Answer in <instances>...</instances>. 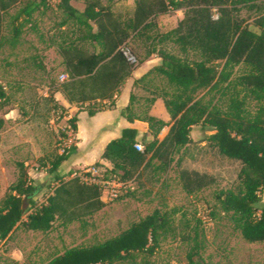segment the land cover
<instances>
[{"label":"trees","instance_id":"1","mask_svg":"<svg viewBox=\"0 0 264 264\" xmlns=\"http://www.w3.org/2000/svg\"><path fill=\"white\" fill-rule=\"evenodd\" d=\"M21 1L0 0V38L4 15ZM133 1V16L125 22L112 11L111 5L101 0H86L83 10L75 8L72 0H58V9L66 17L64 24L72 22L81 34L79 41L89 42L94 47V51L88 52L74 43L60 49L67 80L59 83L58 90L70 104H88L90 115L103 110L104 102L113 100L138 63L136 57V62L129 61L122 49L127 47L132 36H147L157 28L155 20L172 11H183L184 16L174 29L159 38L173 41L184 54L196 53L200 60L190 63L166 50L148 52L146 57L155 54L161 63L140 81L151 86L155 77L149 80L147 77L156 74L173 87L172 93L154 87L151 100V104L157 99L164 102L170 122L145 118L150 125L152 141L144 145L143 153L134 147L137 132L125 129L103 153L102 158L112 165L111 170L96 166L104 170L107 178L120 182L132 180L137 185L143 170L153 161L159 163L157 169L161 172L171 171L180 148L191 142L190 133L194 127L211 131L213 133L206 140L221 155L241 163L238 187L217 196L220 207L245 241L264 243V199L261 197L264 189V106L260 105L251 114L247 111L244 95L247 93L258 103H264V12L254 21V26L260 30L258 33L240 17L239 6L245 0ZM48 4L49 0H31L21 14L29 19ZM239 65H244L247 72L233 80V70ZM213 93L227 98L225 109L205 103L204 96ZM6 96L0 84V104ZM67 124L76 132V114ZM167 127L168 133L160 139ZM69 153L67 149L49 162L47 173L53 176L56 185L50 188L42 203L36 200L37 187L32 184L25 165L17 164L18 178L0 204V241L7 240L19 226L29 232L45 233L51 231L57 221L62 225L82 221L105 208L98 186L84 184L79 178L64 180L57 175ZM175 166L178 167V184L187 195L215 182L212 175L182 168L178 162ZM169 226L168 215L156 210L118 236L97 245L69 249L48 264H117L134 258L135 254L152 255ZM188 263L209 264L197 250L188 254Z\"/></svg>","mask_w":264,"mask_h":264},{"label":"rangeland","instance_id":"2","mask_svg":"<svg viewBox=\"0 0 264 264\" xmlns=\"http://www.w3.org/2000/svg\"><path fill=\"white\" fill-rule=\"evenodd\" d=\"M30 1L22 0L4 15L0 38V84L7 94L0 104V123H3L0 127V204L18 178V163H23L29 176L39 181L43 176L36 175L46 174L49 162L64 149L67 116L76 106L63 111L60 119L55 120V111H62L54 98L63 78L60 49L75 43L88 52L94 51L89 42L79 41L81 34L72 22L64 24L66 17L58 9V0H49L45 9L26 19L21 11ZM85 1L72 0V5L83 10ZM101 1L111 5L112 11L125 22L133 16V0ZM245 1L239 6L240 17L259 33L254 21L264 12V0ZM183 16V11H172L157 18V28L147 36L130 38L126 48L138 61L134 69L148 58L152 49L166 50L190 63L200 60L196 53L184 54L173 41L159 38L174 29ZM246 72V67L239 65L234 68L232 79ZM153 77L152 88L174 91L160 75L151 74L147 80ZM244 95L251 114L260 105L264 106L247 93ZM204 101L222 109L227 106V98L217 93L205 95ZM198 128V133H194L197 144L201 143L202 136L206 138L213 133L200 127L195 131ZM194 145L184 153L192 150L195 153ZM197 149L194 170L215 178L209 187L187 195L175 182L166 195H159L142 194L135 185L133 191L82 221L67 225L57 221L45 233L29 232L19 226L7 240L0 241V264H48L69 249L97 245L118 236L156 210L168 215L170 226L161 235L154 254H135L134 258L117 264H189L188 254L196 250L209 264H264V243L245 241L222 211L217 198L222 192L236 190L241 163L221 155L208 141L205 147ZM185 164L180 166L191 169ZM177 169V166L171 169L173 178ZM49 193L50 189L38 194L37 202L42 203ZM261 197L264 199V189ZM203 215L208 216L205 222L201 219Z\"/></svg>","mask_w":264,"mask_h":264},{"label":"crops","instance_id":"3","mask_svg":"<svg viewBox=\"0 0 264 264\" xmlns=\"http://www.w3.org/2000/svg\"><path fill=\"white\" fill-rule=\"evenodd\" d=\"M161 63L160 58L155 54L145 59L144 62L136 69H134L132 76L121 87L120 91L115 95L112 101L104 102L103 110L96 112L94 115H90L88 112V104L83 106L70 104L64 95L57 90L54 98L58 105L69 109L72 115L77 116V130L74 132V144L70 148V153L66 161H64L57 171V175L64 180H69L76 174H80L87 170L89 167L99 165L103 169L111 170L112 165L102 158L103 153L108 144L121 137L122 132L125 129H132L137 132L136 143H141L143 146L152 141V135L150 125L146 122L145 118L155 117L166 123L170 122V115L166 110L164 102L161 99H157L153 104L151 100L153 98V88L145 81H140L146 76L150 70L158 66ZM63 78L62 81L67 80L65 74V68L62 63ZM87 107V108H86ZM130 111L126 112L127 108ZM70 114V116H72ZM194 127L191 130L190 138L191 142L183 148L175 156V163L178 165L186 163L191 169L194 168V164L197 158V147H205L207 144V137L202 136L201 143H196L194 138ZM169 131V128H165L161 134L162 139ZM195 143L192 149H195V153H184L186 148H189L191 144ZM179 154L180 157H177ZM192 164V165H191ZM159 163L153 161L149 168L144 169L142 175L138 181V192L142 194L153 193L159 195H166L173 187V184L178 183L177 176L171 174V171L161 172L157 169ZM37 177H42L39 181L34 177H30L32 184L37 187V195L54 187L53 176L48 174H38ZM50 186V187H49Z\"/></svg>","mask_w":264,"mask_h":264},{"label":"built area","instance_id":"4","mask_svg":"<svg viewBox=\"0 0 264 264\" xmlns=\"http://www.w3.org/2000/svg\"><path fill=\"white\" fill-rule=\"evenodd\" d=\"M217 18V16H214ZM123 54L128 58L131 62H136L135 57L132 55L130 50L126 47L122 49ZM55 120H59L60 117L63 115V111H55ZM71 118L70 115L67 116L69 120ZM67 137L63 140L64 149L61 154L65 153L67 149H70L74 144V131L67 126L65 129ZM135 149L138 152H144L145 148L141 143L135 144ZM73 178H79L82 183L87 185H96L100 188L102 192V201L105 204H110L116 201L121 195L128 193L131 190H134L135 182L134 181H127V182H120L116 179L107 178L104 174V170L96 165L89 167L87 170L80 174L74 175ZM202 221L205 222L208 220L207 215H203L201 217Z\"/></svg>","mask_w":264,"mask_h":264}]
</instances>
